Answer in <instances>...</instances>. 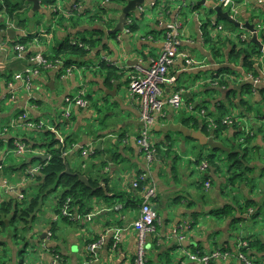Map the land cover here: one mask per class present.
<instances>
[{"label":"crops","instance_id":"1","mask_svg":"<svg viewBox=\"0 0 264 264\" xmlns=\"http://www.w3.org/2000/svg\"><path fill=\"white\" fill-rule=\"evenodd\" d=\"M98 1L61 0L59 16L41 1L42 12L34 13L33 3L24 1L26 18L21 17L19 24L12 18L7 24L5 18L9 16L0 14V203L21 195L26 199L28 191L35 195L27 170L41 168L44 160L33 165L31 158L42 155L49 160L46 147L26 153L32 155L29 160L17 154L10 143L13 138L26 137L38 145L59 140L69 147L65 155L70 172L86 177L93 194L85 215L64 219L58 213L56 197L38 213L30 235L17 224L23 240L13 227L5 232L0 264H52L58 252L63 255L62 264H80L89 257V245L96 243L101 247L98 260L92 264H137L139 236L133 223L140 217L142 195L135 182L156 188L152 204L158 215L157 234L148 239L147 264H201L191 261L188 253L209 254L220 249L237 255L244 247L246 255L264 264V82L256 84L249 78L251 74L264 80V54L250 42L251 33L219 17L214 8L223 9L219 0H197L187 5L181 0H147L130 15L124 32L108 35L118 25L121 8L128 0ZM233 2L235 20L260 29L264 44V0ZM102 7L107 12L97 21L94 16ZM37 14L38 21L27 27L25 20L35 19ZM4 24L7 29H3ZM169 26L180 33L179 55L170 69L177 84L164 85L163 97L183 91L184 105L180 110L166 108V119L156 124L157 135L152 136V142L159 152L150 163L137 142L144 125L129 84L138 67L147 68L161 54ZM8 29L14 33L8 35ZM30 35L32 44L27 45L23 58H17L13 44ZM87 39L100 40V44L84 58H73L75 63L67 66L75 67L73 71L44 68L33 77L31 101L23 82L16 78L36 69L33 56L39 52L54 54L65 41L83 44ZM246 52L251 54V67L245 61ZM190 60L193 64L187 63ZM81 90L86 92L89 107H74L67 119L65 99ZM204 102L214 116L222 104L228 110L222 119L236 118V129L231 127L229 133L215 140L230 153L239 149V142L243 149L248 147L244 167L230 168V153L213 152L207 146L201 155L192 144L203 146L198 141L175 134L167 138L157 132L158 126L179 124L203 133L189 119L204 120L199 115L202 106L195 111ZM190 106L195 109L189 110ZM23 112L36 127L22 128L18 116ZM237 130L252 132L251 144L234 136ZM205 136L212 137L213 133ZM211 156L216 157L218 168L202 171L205 158ZM198 163L199 174L195 168ZM235 172L242 177L232 185ZM100 192L103 197L95 196ZM226 206H230V213H220ZM117 232L119 240L115 238ZM180 235L185 238L182 243ZM209 264L241 262L231 258Z\"/></svg>","mask_w":264,"mask_h":264},{"label":"built area","instance_id":"2","mask_svg":"<svg viewBox=\"0 0 264 264\" xmlns=\"http://www.w3.org/2000/svg\"><path fill=\"white\" fill-rule=\"evenodd\" d=\"M194 1L197 0H181V3L183 5H187ZM219 1L223 9H229V15L235 18L237 9L233 0ZM0 2H2V0H0ZM7 24H10V22L7 21ZM165 34V47L161 54L156 59L152 60L151 64L147 68L138 67L137 71L131 76L129 84V91L134 101H136L139 105L141 121L144 125L140 136L137 137V142L143 149L145 156L150 163L157 155L156 145L152 142V136L155 131L156 124H159L162 119H166V108L171 107L174 110H180V108L184 105L183 91H177L166 98L163 97L162 88L164 87V85L177 84V78L170 76V69L176 62V59L179 55L178 50L180 47V33L179 30L176 29V27L169 26ZM0 46H2L1 40ZM13 50L15 51L17 58H23V56L27 52V48L17 42L13 44ZM44 55L45 54L39 52L33 56L32 61L34 62V64H36L37 67L57 68L61 71L66 69L67 72H71L75 69V67H65L62 62H57L56 65L49 64ZM187 63L193 64V61L190 60ZM37 74H39L38 69H32L28 70L25 74L17 76L16 78L19 81L23 82L24 88L28 92L31 101L34 100V96L32 95V79ZM249 78L256 84L264 82V80L257 78L256 76H253L251 74H249ZM12 99H14V96L12 97ZM65 107L66 109L64 111V116L67 119L71 118V111L74 107L82 109L88 108L89 101L87 100L86 92L84 90H81V92L77 96L66 97ZM194 109L195 108H193L192 106L189 107V110ZM200 114L204 117H207L205 110H201ZM19 120L23 123L21 124V126L25 130H31L36 127V125L30 121L27 112H23V114L19 117ZM207 120L209 121L211 127H213L214 129L217 128V125L214 124L215 121L212 118L207 117ZM235 121L237 120L233 116H227L222 120V123L224 125H231ZM17 124L19 123H16L14 125ZM247 134L252 136V134L250 133ZM15 146V152L19 155H25L26 153L31 151L30 147L20 140H17ZM39 167L40 166L32 168L29 172H27V174L33 176L40 170ZM200 169L202 171H206L208 169V164L206 162H203ZM134 187L138 189L139 182H135ZM141 195L143 201L141 205L140 217L133 223V228L139 236L137 264H146L145 248L148 242V238L149 236L156 235L157 233L158 215L152 204L153 199L156 197V188L148 186L144 189ZM19 198L22 200L24 199V196L21 195ZM69 202L70 201H68V203ZM62 216L70 218L72 217L67 206L62 209ZM115 238L117 240L120 239L119 232L116 233ZM184 239L185 238L181 235L178 237L180 243H182ZM100 247L101 244L99 243L89 245L87 249L89 257L86 258L82 264H92L93 262L97 261V253ZM53 257L54 259L52 264H62L64 262L62 254L59 252L55 253ZM188 258L193 262L201 264H209L214 260H228L231 258H237L239 262H241V264H258L242 251L238 252L237 255H235L229 251L220 249H216L209 254L189 252Z\"/></svg>","mask_w":264,"mask_h":264},{"label":"trees","instance_id":"3","mask_svg":"<svg viewBox=\"0 0 264 264\" xmlns=\"http://www.w3.org/2000/svg\"><path fill=\"white\" fill-rule=\"evenodd\" d=\"M43 4L50 5L51 8L54 10V16H59L60 12L58 10V5L61 0H40ZM110 2H120L121 0H109ZM25 2L23 0H2L0 2V14L5 13L10 18L14 19L18 24L19 20L20 23L23 22L22 19H20L23 16L22 11V5ZM103 7L98 10L99 14H96L94 16V19H97V21H102L103 14H106L107 11L102 10ZM23 18V17H22ZM135 27V26H134ZM134 27L131 26V30H134ZM3 29H7V27L3 26ZM28 37V36H27ZM27 37H22L21 40H19L17 43L25 46L28 50L27 45L32 44V35ZM30 44V45H31ZM100 44V40L97 39H90L83 42V44L80 43H72L69 41H65L61 44V46L57 49L54 54L47 55L45 54V58L48 60L49 64L56 65L57 62H62L65 67L70 66L74 62L73 58H84L88 51L90 49H94L98 47ZM246 58L245 61L249 67L252 66L251 61V54L248 55L246 52ZM255 63L258 64V62L255 61ZM39 72H41V67H36ZM256 75V73H255ZM200 106L201 110H205L206 116L212 118L215 122L214 124L217 125V128L214 129L210 126L209 121L207 120V117L202 116L204 120L200 121L198 118H190L189 123H192V125L195 128H200L203 131L205 135H211L213 133V138L219 140L221 136L225 135L226 133H229V130L231 127H234L236 129L237 121H235L231 125H224L222 123V117L223 115L228 112L226 110L225 106L221 104L220 108L216 109V116L215 114L210 110V106H207V103H203L199 105L196 109H198ZM220 114L218 116L217 114ZM20 114L18 118L21 116ZM188 122V121H186ZM187 124V123H186ZM237 133V134H236ZM235 135H238L239 138H243L244 144H251L252 136L245 134L243 131H236ZM22 141L24 144L28 145L30 147L31 151H36L37 148L46 147L47 154L49 156L48 161L42 162V167L40 170L31 176L30 174H27L34 182L33 187L35 188L36 192L34 197H30L29 199H20V198H10L8 200H5L0 203V248L5 245L4 240V234L5 232H8L12 227L16 230L15 234L18 238H21V235L19 234V227L18 225H21L23 233L29 234V232L32 230L31 225L36 216L38 215L40 208L43 205L44 198L51 194V193H57L59 191L60 194L57 196L58 199V213L61 217L67 220H72L75 214L82 213L85 215L89 209L87 207L89 200L92 198V189L88 188L86 185H84L80 180L79 177L76 175H73V171L70 173H67V171H70V165L68 161L66 160V153L69 147H64L61 145L59 140L52 139L50 144H42L38 145L36 140H28L26 137ZM17 140L13 138L10 140L11 146L16 149L15 143ZM243 144L239 142L238 150L235 153H230L229 157V164L231 163L232 166L230 168H241L245 166V162L247 160V157L249 155V149L248 147L242 148ZM157 154L159 152L158 146H156ZM214 152H218L217 150H213ZM216 157H206L204 162L208 164V169L210 167L218 168L217 163L215 162ZM36 159L35 157L31 158V161L34 162ZM220 162V160H219ZM32 168L28 169L27 172H29ZM207 169V170H208ZM242 174H239L238 172H235L231 178L232 185L235 184V182L239 179H241ZM144 182H139V192L142 193L147 185L144 186ZM95 186V182L92 181V186ZM95 196L103 197L102 192L99 194H95ZM68 201H70L68 203ZM143 201V200H142ZM67 204V205H66ZM67 206L70 214L72 217H64L62 216V209ZM231 211L230 206H226L224 209L220 211V213H226L229 214ZM7 221L9 222V225L7 224ZM157 234V233H156ZM30 235V234H29ZM116 236V235H115ZM156 236V235H152ZM151 236H149L150 238ZM148 238V239H149ZM22 240L24 239L21 238ZM27 242V241H26ZM25 242V243H26ZM90 243V242H88ZM148 243V242H147ZM246 247L242 248V252H244ZM196 253V252H195ZM202 254V253H201ZM63 257V255H62ZM8 264V263H5ZM21 264H23L21 262ZM147 264V263H146Z\"/></svg>","mask_w":264,"mask_h":264},{"label":"water","instance_id":"4","mask_svg":"<svg viewBox=\"0 0 264 264\" xmlns=\"http://www.w3.org/2000/svg\"><path fill=\"white\" fill-rule=\"evenodd\" d=\"M33 3V12H42L41 7H40V0H24ZM147 0H128V3L126 6L121 8L122 14L119 17V23L116 26V28L112 31H109L108 35H116L119 33L124 32L125 27L128 23V19L130 18V15L133 12H136V10L143 6ZM216 11L218 12V15L220 18L223 20L233 24L237 28L241 29H247L251 33V40L254 45H256L259 48L260 52H264V44L259 38L260 35V29L256 28L254 25L250 24H245L242 26L241 23L237 22L235 18L229 15L228 12L224 11L221 7H214ZM260 30V31H259ZM14 33V30L8 29L7 34H12ZM159 128L157 129V132H162L166 135L168 138L170 134H175V135H182L184 138L187 139H192L195 141H198L201 145L203 146H209L213 150H221L226 153H230V149L224 146V144L217 142L213 137H206L201 131H193L190 130L182 125L179 124H171L167 126H158ZM36 160H46V157L42 155H38L35 157ZM67 173H70L68 170ZM77 177H79V180L84 183L86 186L91 188V185L88 181V179L82 175L75 174Z\"/></svg>","mask_w":264,"mask_h":264},{"label":"rangeland","instance_id":"5","mask_svg":"<svg viewBox=\"0 0 264 264\" xmlns=\"http://www.w3.org/2000/svg\"><path fill=\"white\" fill-rule=\"evenodd\" d=\"M102 0H99L98 2H101ZM226 12H228L229 11V9H226L225 10ZM23 18H26V16L25 15H23L22 16ZM8 18H10V17H7V18H5L7 21L9 20ZM38 18H39V14H37V16H36V18L35 19H26L25 20V22H26V26L27 27H29V25L31 24V23H34L33 21H38ZM220 22H222V21H220ZM261 53H263L264 54V52H261ZM197 109H195V111H196ZM200 112H201V109L199 108V114H200ZM61 114H62V112H61ZM18 121H20L19 120V118H18ZM248 125V124H247ZM25 133L24 132H21L20 133V135L22 136V137H25V135H24ZM154 134H155V132L153 133V136H154ZM250 134H252L253 135V133L252 132H250ZM155 135H157V134H155ZM249 135V134H248ZM152 141H153V137H152ZM192 144H195V151L196 152H200L201 153V155H204L205 153H206V148H208L207 146H199L198 145V143H194V142H192ZM237 146H239V144H237ZM193 148V147H192ZM209 149V148H208ZM215 152V151H214ZM24 157L27 159V160H29L31 157H32V155L31 154H25L24 155ZM198 161H199V159H198ZM38 163H39V161L38 160H36V161H34L32 164L33 165H38ZM199 165H201V164H197V166L195 167L196 168V170H197V173L199 174L200 173V169H199ZM29 193L31 192V191H28ZM27 192V199H29L30 198V196H29V193ZM60 192L61 191H59V192H57V193H51V194H49V195H47L45 198H44V201H43V205H42V207L40 208V211H41V209L43 208L44 210L46 209V207L47 206H49V204H50V202H51V200L52 199H54V198H56L59 194H60ZM31 194H32V196L34 197V195H33V193L31 192ZM39 211V212H40ZM15 231H13V233H14ZM254 260V259H253ZM256 263H258L259 264V262L257 261V260H254ZM83 263V261L80 263V264H82Z\"/></svg>","mask_w":264,"mask_h":264},{"label":"bare ground","instance_id":"6","mask_svg":"<svg viewBox=\"0 0 264 264\" xmlns=\"http://www.w3.org/2000/svg\"><path fill=\"white\" fill-rule=\"evenodd\" d=\"M11 42V41H10ZM184 99V98H183Z\"/></svg>","mask_w":264,"mask_h":264}]
</instances>
